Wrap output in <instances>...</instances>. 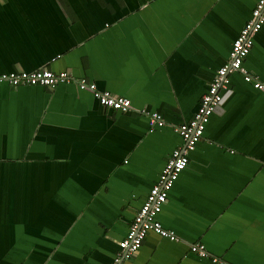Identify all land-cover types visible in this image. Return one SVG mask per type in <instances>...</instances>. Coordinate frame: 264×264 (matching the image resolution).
<instances>
[{
  "label": "crops",
  "instance_id": "1",
  "mask_svg": "<svg viewBox=\"0 0 264 264\" xmlns=\"http://www.w3.org/2000/svg\"><path fill=\"white\" fill-rule=\"evenodd\" d=\"M256 1L0 0V73L66 70L164 119L0 83V264L112 263ZM243 64L264 82V24ZM228 80L156 215L177 239L149 230L124 264H264V91Z\"/></svg>",
  "mask_w": 264,
  "mask_h": 264
},
{
  "label": "built area",
  "instance_id": "2",
  "mask_svg": "<svg viewBox=\"0 0 264 264\" xmlns=\"http://www.w3.org/2000/svg\"><path fill=\"white\" fill-rule=\"evenodd\" d=\"M263 24L264 0H257L250 17L245 21L232 41L228 58L216 70L206 92L201 95L193 116L187 121L173 125V130L180 135L183 146L174 149L167 158L157 180L149 189L143 203L130 222L125 237L118 241L119 251L115 254L111 264H124V260L130 258L139 248L145 234L149 230L170 240L177 239L173 231L161 225L156 215L165 203L167 194L174 181L186 167L189 151L194 149L196 143L201 139L209 116L221 103L223 91L228 86V75L232 72H238L243 81L251 84L255 89L264 91V82L259 80L243 64L245 57L252 48L254 35ZM2 82H6L11 86L42 85L49 87L59 82H74L80 89L90 91L105 108L120 112L136 110L148 116L151 125L161 126L164 124V119L159 112L148 111L144 108L134 109L128 98L113 94L108 90H100L93 82L88 81L84 77H74L66 70L58 72L48 68H37L30 71L12 70L0 73V83ZM189 248L201 256L208 255L204 245L201 243H192ZM212 261L217 264H225L222 260H218L215 257H212Z\"/></svg>",
  "mask_w": 264,
  "mask_h": 264
}]
</instances>
